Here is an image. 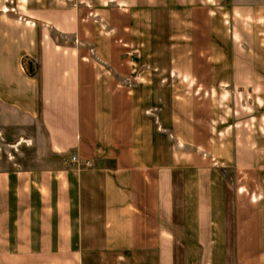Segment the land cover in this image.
Masks as SVG:
<instances>
[{"label": "crops", "instance_id": "crops-1", "mask_svg": "<svg viewBox=\"0 0 264 264\" xmlns=\"http://www.w3.org/2000/svg\"><path fill=\"white\" fill-rule=\"evenodd\" d=\"M15 1L0 132L44 140L0 155V264H264V1Z\"/></svg>", "mask_w": 264, "mask_h": 264}, {"label": "rangeland", "instance_id": "rangeland-1", "mask_svg": "<svg viewBox=\"0 0 264 264\" xmlns=\"http://www.w3.org/2000/svg\"><path fill=\"white\" fill-rule=\"evenodd\" d=\"M10 6H15L16 1L15 0H5ZM255 2H262L264 0H254ZM262 7H264V3H260ZM62 39H64L63 36H60ZM35 63L37 64V60H35ZM34 65L35 69L37 70V65ZM232 98V94L230 92L229 98ZM242 97V96H241ZM230 98V99H231ZM226 102V103H225ZM243 105L240 106V112L238 114L239 117H244L246 120L250 117L252 114V109L248 106V104H253V98L251 96L246 98H241V101ZM229 104V100L224 101L223 107L225 104ZM240 105V104H239ZM229 106V105H228ZM263 108H259L256 106V111L259 113ZM40 128L39 124L37 126ZM34 129L31 126H26L22 130H10L4 132H0V155L3 154L7 158V166H14L15 164V158L18 157H24V155H36L41 154L40 153V144L36 143L38 141L44 140V134L42 130L39 129V132L35 133L33 131ZM35 134V135H34ZM35 137H30V136ZM36 141V142H35Z\"/></svg>", "mask_w": 264, "mask_h": 264}, {"label": "trees", "instance_id": "trees-1", "mask_svg": "<svg viewBox=\"0 0 264 264\" xmlns=\"http://www.w3.org/2000/svg\"><path fill=\"white\" fill-rule=\"evenodd\" d=\"M25 66L29 74H35L39 69V62L35 63L34 59L25 58ZM37 65V70L35 69L34 65Z\"/></svg>", "mask_w": 264, "mask_h": 264}, {"label": "built area", "instance_id": "built-area-1", "mask_svg": "<svg viewBox=\"0 0 264 264\" xmlns=\"http://www.w3.org/2000/svg\"><path fill=\"white\" fill-rule=\"evenodd\" d=\"M71 158H72L73 160H77V159H78V157H77L75 154H72V157H71ZM86 163H87L88 165H92L91 161H89V160H87Z\"/></svg>", "mask_w": 264, "mask_h": 264}]
</instances>
